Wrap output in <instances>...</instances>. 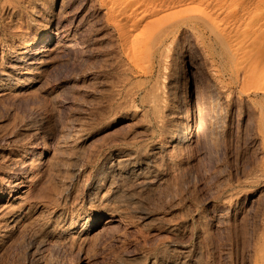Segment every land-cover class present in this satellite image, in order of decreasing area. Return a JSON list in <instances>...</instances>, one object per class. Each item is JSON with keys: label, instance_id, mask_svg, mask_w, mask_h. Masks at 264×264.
<instances>
[{"label": "rangeland", "instance_id": "1", "mask_svg": "<svg viewBox=\"0 0 264 264\" xmlns=\"http://www.w3.org/2000/svg\"><path fill=\"white\" fill-rule=\"evenodd\" d=\"M115 1L0 0V264H264V61L196 9L132 48Z\"/></svg>", "mask_w": 264, "mask_h": 264}, {"label": "bare ground", "instance_id": "2", "mask_svg": "<svg viewBox=\"0 0 264 264\" xmlns=\"http://www.w3.org/2000/svg\"><path fill=\"white\" fill-rule=\"evenodd\" d=\"M117 1V2H116ZM115 2L120 6V13H118L115 17V21L117 22V26L120 30V32L123 35H127L128 32V43L129 45L132 46V48L134 47H145L147 45H150V49H154L153 47H155L156 41L158 40V38H160V35L164 32H166L167 30H169L171 28V26L173 25V22H165L166 18L171 15L174 14H181L182 15V11H186L187 9H193L196 12L194 13H186L184 16L185 18H190L195 22H199L202 23V25L205 24V26L207 27V29H209V31L212 33V35L215 37L216 42L220 45L222 52L225 54V56L228 58V60H230L232 62V64H236L238 62L241 63H251L253 64H258L260 63L262 60L264 61V0H116ZM105 2V1H104ZM106 3V2H105ZM108 5V4H107ZM107 10V9H106ZM107 12V11H106ZM106 14V13H105ZM176 16V15H175ZM174 16V17H175ZM183 18V17H182ZM113 19V18H112ZM178 19V18H177ZM180 19V18H179ZM108 20V19H107ZM169 21V20H168ZM174 21V20H173ZM189 22V21H187ZM112 23V22H111ZM186 23V22H185ZM115 24V23H114ZM189 24V23H188ZM187 24V25H188ZM108 25V24H107ZM113 25V23H112ZM109 26V25H108ZM158 26V27H156ZM185 26V25H184ZM198 26V25H197ZM196 26V28H197ZM230 26L234 28V34H231V30L229 29L228 31L225 32L226 28ZM116 27V26H115ZM192 27L195 26H191ZM117 28V27H116ZM129 28V29H127ZM202 28V27H201ZM112 29V27H111ZM184 29V28H183ZM182 29V30H183ZM187 29V28H186ZM185 29V30H186ZM109 30V29H108ZM114 30V29H113ZM112 30V31H113ZM181 30V29H180ZM195 31V29H193ZM203 30V29H202ZM221 30H223L225 33H223ZM198 31V30H197ZM200 31V29H199ZM117 32V31H116ZM119 32V33H120ZM184 32V31H183ZM187 32V31H186ZM190 32V31H189ZM188 32V33H189ZM204 32V31H203ZM120 33V34H121ZM170 33V32H168ZM177 33V32H176ZM175 33V34H176ZM174 34V33H173ZM178 34V33H177ZM182 34V33H181ZM192 33L190 32V35ZM209 34V33H208ZM117 35V34H116ZM119 35V34H118ZM185 35V34H184ZM187 35V34H186ZM182 36V35H181ZM192 36V35H191ZM205 36V35H204ZM232 36V37H231ZM118 37V36H117ZM124 39L127 38V36H123ZM190 37V36H189ZM193 37V36H192ZM119 38V37H118ZM169 38V37H168ZM179 36L176 38L178 40ZM181 38V37H180ZM200 38V37H199ZM204 38V37H202ZM237 39V50L235 49V40ZM190 39V38H189ZM118 40V39H117ZM175 40V41H177ZM185 40V38H184ZM188 40V39H187ZM200 40V39H199ZM214 40V39H213ZM50 41V36L49 34L45 35L42 39H41V43L43 44H47ZM126 41V39H125ZM167 41V40H166ZM186 41V40H185ZM203 41V40H202ZM121 42V41H119ZM124 42V41H123ZM161 42V40H160ZM159 42V43H160ZM171 42V39L169 40L168 44ZM174 41L172 40V43ZM191 42V41H190ZM201 42V41H200ZM215 42V41H214ZM118 43V42H117ZM170 43V45L172 44ZM177 43V42H175ZM173 43V44H175ZM204 43V41H203ZM122 44V43H121ZM124 45V44H123ZM164 45V44H163ZM176 45V44H175ZM174 45V46H175ZM178 45V44H177ZM176 45V46H177ZM207 45V44H206ZM213 45V44H212ZM121 46V45H119ZM118 46V47H119ZM131 46L129 47L130 50L132 49ZM152 46V47H151ZM167 46V44L165 45ZM169 46V45H168ZM167 46V48H168ZM127 47V48H128ZM171 47V46H170ZM169 47V48H170ZM209 47V46H208ZM128 48V49H129ZM174 48V47H173ZM172 48V49H173ZM177 48V47H176ZM175 48V49H176ZM207 48V47H206ZM164 49V48H163ZM162 49V50H163ZM166 49V48H165ZM164 49V51H165ZM171 49V48H170ZM210 49V48H209ZM207 49V50H209ZM123 51V50H122ZM173 51V50H172ZM212 50H210L211 53ZM253 51V52H252ZM126 52V51H125ZM163 52V51H162ZM167 52V51H165ZM170 52V51H169ZM118 53V52H117ZM129 53V52H128ZM152 53V52H151ZM222 53V54H223ZM121 54V52H120ZM125 54V53H124ZM155 54H158V52H156ZM160 54V53H159ZM162 54V53H161ZM168 54V53H167ZM166 53L164 55L165 58L168 57ZM172 54V53H171ZM169 53V55H171ZM175 54V53H174ZM173 54V56H174ZM217 54V53H216ZM220 54V53H219ZM127 55V53H126ZM149 55V54H148ZM163 55V54H162ZM164 55L162 56L164 58ZM218 55V54H217ZM215 55V56H217ZM221 55V54H220ZM219 55V58H220ZM125 56V55H124ZM153 56V55H151ZM161 56V55H159ZM119 57V56H118ZM154 57V56H153ZM156 57V55H155ZM172 57V56H170ZM201 57V56H200ZM213 57V56H212ZM152 58V57H151ZM174 58V57H173ZM172 58V59H173ZM252 58L254 62H252L250 59ZM133 59V58H132ZM156 59V58H155ZM167 59V58H166ZM170 59V58H169ZM216 59V58H215ZM224 59V58H223ZM165 60V59H164ZM162 59V61L164 62V66L166 64V62ZM219 60V59H218ZM226 60V59H225ZM156 61V60H155ZM159 61H161V57H158V61H156L157 63H159ZM161 61V62H162ZM168 62V61H167ZM170 62V61H169ZM168 62V63H169ZM220 62V61H219ZM127 63V62H126ZM175 63V62H174ZM213 63V62H212ZM216 63V62H215ZM226 63V62H225ZM224 63V64H225ZM263 63V62H262ZM124 64V63H123ZM133 64V63H132ZM119 65V64H118ZM117 65V66H118ZM127 65V64H125ZM167 65V64H166ZM169 65V64H168ZM120 66V65H119ZM123 67V65H121ZM147 66V65H146ZM218 66V65H217ZM220 66V65H219ZM128 67V66H127ZM133 67V66H132ZM139 67V66H137ZM153 67V66H152ZM157 67V66H156ZM224 68V66H222ZM120 68V67H119ZM129 68V67H128ZM140 68V67H139ZM150 68V67H149ZM164 68V67H163ZM179 68V67H178ZM126 69V68H125ZM162 69V68H161ZM168 69V68H165ZM171 69V67H170ZM174 70V68H172ZM225 69V68H224ZM228 69V67H227ZM121 70V69H119ZM141 70V69H140ZM169 70V69H168ZM182 70V69H181ZM135 71V70H133ZM163 71V70H161ZM160 71V72H161ZM175 71V70H174ZM173 71V72H174ZM177 71V70H176ZM175 71V72H176ZM229 71V70H228ZM149 72V71H147ZM157 72V71H156ZM155 72V74H156ZM159 72V71H158ZM167 72V70H166ZM166 72H165V76H166ZM172 72V71H170ZM183 71H181L182 73ZM227 72V71H226ZM230 72V71H229ZM133 73V72H131ZM151 73V72H150ZM154 73V71L152 72ZM163 73V72H162ZM169 73V72H168ZM178 73V72H177ZM180 73V72H179ZM239 73V72H238ZM241 73V72H240ZM122 74V73H121ZM223 74V73H222ZM221 74V76H222ZM251 74V73H250ZM145 75V74H144ZM153 75V74H152ZM171 75V73H170ZM174 75H176L174 73ZM226 75V74H225ZM239 75V74H238ZM148 76V75H147ZM146 76V77H147ZM156 76H159L158 74ZM163 76V75H162ZM159 77V78H162ZM169 76V75H168ZM179 76V75H178ZM177 76V77H178ZM183 76V75H182ZM182 76L180 78H182ZM257 76V75H255ZM119 77V76H118ZM123 77V75H122ZM167 77V76H166ZM174 77V76H173ZM227 77V76H226ZM158 78V77H157ZM159 78L157 80H159ZM171 79V77H168ZM123 79V78H122ZM152 79V78H151ZM155 79V78H154ZM164 79V78H163ZM174 80V78H172ZM176 79V78H175ZM239 79V78H238ZM177 80V79H176ZM179 80V79H178ZM211 80V79H210ZM121 81V80H120ZM154 82V80H152ZM156 81V80H155ZM181 81H184L181 80ZM231 81V80H230ZM136 82V81H134ZM179 82V81H178ZM123 83V82H121ZM158 83V82H156ZM237 83V82H236ZM235 83V84H236ZM127 84V83H126ZM133 84V83H132ZM142 84V83H141ZM145 84V83H144ZM161 84H162V80H161ZM159 85L160 87L162 85ZM167 84V83H166ZM172 84V83H170ZM251 84V82H250ZM151 85V84H149ZM158 85V84H157ZM169 85V83L167 84ZM182 85V82L181 84ZM186 85V84H185ZM184 85V86H185ZM238 85V84H237ZM188 86V85H187ZM116 87V86H115ZM120 87V86H119ZM153 89V86H149ZM147 87L145 90L147 92V89L149 88ZM179 87V86H178ZM182 87V86H181ZM142 88V87H141ZM162 88V87H161ZM185 88V87H184ZM143 89V88H142ZM150 89V88H149ZM151 89V90H152ZM181 89V88H180ZM214 89V88H213ZM144 90V89H143ZM162 90V89H161ZM186 90V88H185ZM247 89H245L246 91ZM257 90V89H255ZM150 91V90H149ZM156 91V90H155ZM164 91V90H163ZM162 91V92H163ZM166 91V90H165ZM253 91V90H252ZM258 91V90H257ZM259 91H263V90H259ZM136 92V91H135ZM180 92V91H179ZM247 92H249L247 90ZM246 92V93H247ZM256 92V91H255ZM151 93V92H150ZM147 92V94L144 92V94L147 95L150 94ZM164 93V92H163ZM240 93V92H239ZM251 93V92H250ZM254 92H252L251 94H253ZM157 94V93H156ZM183 93L180 92V95ZM259 96L260 93H258ZM125 95V94H124ZM123 95V96H124ZM134 95V94H133ZM144 95V96H145ZM155 95V94H154ZM180 95L178 97H180ZM216 95V94H215ZM116 96V95H115ZM127 96V94H126ZM143 96V95H142ZM141 96V97H142ZM150 96V95H149ZM152 96V95H151ZM159 96V95H158ZM161 96V95H160ZM159 96V97H160ZM146 97L145 100L147 99ZM263 97V95L261 96V98ZM124 98V97H123ZM151 98V97H150ZM153 98V96H152ZM156 99V97H154ZM154 98L153 101L154 102ZM161 98V97H160ZM163 98V97H162ZM141 99V98H140ZM177 99V98H176ZM260 99V98H259ZM120 100V99H119ZM144 100V99H142ZM141 100V101H142ZM163 100V99H162ZM149 101V100H148ZM156 101V100H155ZM158 101V100H157ZM178 101V100H177ZM123 102V101H121ZM131 102V101H130ZM151 102V103H152ZM180 102V101H178ZM182 102V101H181ZM125 103V102H124ZM133 103V102H132ZM146 103V101H145ZM262 103V102H261ZM130 104V103H129ZM165 104V103H164ZM118 105V104H117ZM144 105V104H143ZM142 105V106H143ZM155 105V104H154ZM161 105V104H160ZM135 107V105H133ZM146 106V105H145ZM148 106V105H147ZM153 106V105H152ZM163 106V105H162ZM259 106V105H258ZM150 107V106H149ZM156 106H154L155 108ZM166 107V106H165ZM168 107V106H167ZM166 107V108H167ZM260 107V106H259ZM174 108V107H173ZM257 108V107H256ZM157 109H159V105L157 107ZM179 109V108H178ZM156 110V109H155ZM164 110V109H162ZM171 110V109H169ZM257 110V109H256ZM255 110V111H256ZM131 111V110H130ZM152 112V110H150ZM159 110H157L158 112ZM166 111H168L166 109ZM163 112V111H162ZM172 112V111H171ZM170 112V113H171ZM166 113V112H164ZM174 114V111L172 112ZM131 114V113H130ZM144 114V112H143ZM146 114V113H145ZM157 114V113H156ZM162 114L163 113H159ZM172 114V115H173ZM182 114V113H181ZM180 114V115H181ZM158 115V114H157ZM155 115V117L157 118L158 116ZM171 115V116H172ZM175 115V114H174ZM173 115V116H174ZM166 116V115H165ZM147 117V116H146ZM164 117V116H163ZM162 117V118H163ZM184 117V116H183ZM258 117V116H257ZM178 118V117H176ZM103 119V118H102ZM181 119V118H179ZM169 120V119H168ZM174 120V118H173ZM184 120V119H182ZM176 121V120H174ZM158 122V120H157ZM183 122V121H180ZM163 123V122H162ZM175 123V122H174ZM179 123V121H178ZM177 124V123H175ZM182 124V123H181ZM185 124V123H183ZM160 125V124H159ZM180 125V124H178ZM169 126V125H168ZM177 126V125H176ZM181 126V125H180ZM178 127L173 134V140L175 141V143H179V142H184V144H186L187 142H189L192 138L195 139H199L204 137L203 134L201 135L200 132L199 134L195 133V135L191 132L192 129H188L186 127L185 128H181ZM174 127V126H172ZM169 128V127H168ZM166 129V128H165ZM164 129V130H165ZM172 129V128H171ZM181 129V130H180ZM184 129V130H182ZM169 131V130H167ZM166 131V132H167ZM172 131V130H171ZM171 131L170 134L171 135ZM40 133V128L39 130H35L33 134H38ZM203 133V132H201ZM168 138V137H167ZM170 138V137H169ZM194 139V140H195ZM170 141V140H169ZM167 142V141H166ZM186 142V143H185ZM174 142H172V144H175ZM182 144V143H181ZM155 146V145H154ZM175 146V145H174ZM35 147V146H34ZM158 148V147H157ZM178 148V147H177ZM36 149V147H35ZM34 149V150H35ZM34 150H30V151H26L27 155H25V158L30 160H34L35 157V152ZM131 150V149H130ZM120 152V151H119ZM161 152V151H160ZM122 153V152H121ZM171 154V153H170ZM123 156V155H122ZM126 156V155H125ZM165 156V155H164ZM127 157V156H126ZM130 157V156H128ZM171 157V156H170ZM169 157V158H170ZM36 158V157H35ZM106 158V157H105ZM125 158V157H124ZM165 160V159H164ZM116 161V160H115ZM124 162H127L126 160H123ZM121 162V161H120ZM28 163V162H27ZM33 163V162H32ZM114 163V162H113ZM112 163V164H113ZM123 163V162H121ZM31 164V163H30ZM117 163H115L116 165ZM34 165V164H33ZM114 165V166H115ZM119 165V164H118ZM117 165V166H118ZM122 165V164H121ZM28 166V165H27ZM32 167V166H31ZM116 167V166H115ZM31 169V168H30ZM93 177V176H92ZM95 179V178H94ZM98 180V179H97ZM96 181V180H95ZM20 184V182H19ZM22 184V183H21ZM97 184V183H95ZM114 188V187H113ZM112 188V189H113ZM36 194V193H35ZM96 194V193H95ZM234 194V193H233ZM237 194V193H236ZM38 195V194H37ZM36 195V196H37ZM106 195V194H105ZM104 195V196H105ZM236 196V195H235ZM103 197V196H101ZM109 197V196H108ZM107 197V199H108ZM112 197V196H111ZM106 199V201H107ZM105 200V198H104ZM109 200V199H108ZM112 202V201H110ZM99 203V201H98ZM105 203V202H104ZM103 203V204H104ZM107 203V202H106ZM105 205V204H104ZM19 206V205H18ZM107 206V205H106ZM20 207V206H19ZM99 208V207H98ZM102 208V207H101ZM104 208V207H103ZM107 208V207H106ZM110 209V208H109ZM63 210V209H62ZM98 210V209H97ZM96 210V211H97ZM107 210V209H106ZM15 211V210H14ZM59 211V210H58ZM85 211V210H84ZM95 211V210H94ZM101 211V210H100ZM105 211V209H104ZM264 211V209H263ZM17 212V211H16ZM19 213V212H18ZM13 214V213H12ZM92 214V213H91ZM98 214V213H97ZM263 214V213H262ZM100 215V214H99ZM25 216V215H24ZM120 216V215H119ZM264 216V215H263ZM23 217V216H22ZM89 217V216H88ZM92 217V216H91ZM78 218V217H77ZM64 219V218H63ZM74 219V218H73ZM264 219V218H263ZM14 220V219H13ZM67 220V219H66ZM85 220V219H84ZM114 220V219H113ZM117 220V219H116ZM72 221V220H71ZM83 221V220H82ZM63 222V221H62ZM261 222V219H260ZM86 223V222H85ZM66 224V223H65ZM261 225V224H260ZM259 225V227H260ZM87 226V225H86ZM82 229V228H81ZM170 229V228H169ZM259 229V228H258ZM172 230V229H171ZM170 231V230H169ZM176 231V229H175ZM72 232V231H71ZM172 232V231H171ZM262 232V231H261ZM73 235V234H72ZM63 236V235H62ZM68 236V235H67ZM258 236V235H257ZM259 238V236H258ZM257 238V239H258ZM69 239V238H68ZM71 239V238H70ZM254 242L256 241L255 238L253 240ZM258 244V243H257ZM261 246L264 247V240H262L261 242ZM258 247V245H257ZM254 248V246H253ZM253 248L251 247V249L253 250ZM263 249V248H262ZM261 249V250H262ZM250 250V249H248ZM256 250V249H255ZM251 251V250H250ZM256 252V251H255ZM251 253V252H248ZM185 254V253H184ZM187 254V253H186ZM253 254V253H252ZM264 254V252H263ZM174 255V254H173ZM176 255V254H175ZM178 255V254H177ZM182 255V254H181ZM170 255H168L169 257ZM250 256V255H249ZM182 257V256H181ZM167 258V256H166ZM175 258V257H174ZM168 259V258H167ZM166 259V260H167ZM173 259V257H172ZM177 259V258H176ZM165 260V259H164ZM170 260V259H169ZM168 260V261H169ZM181 260V259H180ZM252 260V259H251ZM251 260H249V262H251ZM175 262V261H174ZM175 264V263H174Z\"/></svg>", "mask_w": 264, "mask_h": 264}]
</instances>
